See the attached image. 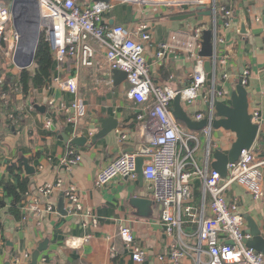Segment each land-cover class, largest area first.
<instances>
[{
	"label": "crops",
	"instance_id": "obj_1",
	"mask_svg": "<svg viewBox=\"0 0 264 264\" xmlns=\"http://www.w3.org/2000/svg\"><path fill=\"white\" fill-rule=\"evenodd\" d=\"M174 1L179 2L176 4ZM191 1L160 0L154 6L119 5L109 15L110 23L123 24L131 30L139 21L150 23L152 41L147 47L146 57L152 64L151 76L159 83L171 79L178 89L190 83L194 61L185 52L177 50L169 53L167 59L159 64L156 62V51L159 42L174 35L186 36L198 24L208 28L213 22V15L198 14L186 20H176L174 17L189 13L191 7L195 6L188 4ZM210 1L206 0L208 9ZM217 2L234 11L231 28L218 25V35L224 39L218 58L226 56L230 78L225 81L219 79L217 86L225 93L230 92L234 83L242 76L246 78L250 111L258 113L262 131L252 148L258 160L264 161V25L260 20L264 12V0ZM244 29H249V32L244 33ZM54 65L47 88L35 87L28 98L16 93L6 103L0 102V199L10 200L6 184L13 179L9 170L13 164L27 158L36 170L30 175L32 186L22 203V207L29 208L27 217L17 221L6 212L3 215L0 264L7 261L28 264L33 251L45 239L49 240L48 249L42 252L39 264H173L170 259L160 260L159 256L166 255L177 235L166 233L161 207L154 201L147 182L116 178L104 187H95L94 183L99 171L111 160L123 152H139L135 148L145 144L136 128L135 117L139 105L128 96V81L114 85L113 79L108 76L110 71L102 49L98 50L93 67L78 66L72 59ZM4 68V77L7 72L19 73L11 65H5ZM76 74L79 85L77 95L63 85L68 77ZM208 89L207 84L205 90ZM76 99L87 106V114L77 125L68 124L66 107ZM36 105L43 106L45 110H38ZM182 105L188 113L206 111V103L202 99L190 107L183 102ZM13 111L18 113V118H11ZM109 116L118 119V127L93 142L92 135L98 131L94 128L95 119ZM49 120L52 121L50 128L47 126ZM119 130L129 135L124 143L119 139ZM62 131L71 138L86 136L87 144L70 148L72 144L59 137ZM211 134L213 149L209 158L210 169L213 151L221 148L228 152L236 138L235 133L224 128H213ZM202 139L197 154L205 166L207 141ZM69 149L82 155L81 161L71 166L64 163ZM262 170L264 173V165ZM45 186L53 187L49 198L40 191ZM71 187L80 194V209H68L71 205L68 196ZM228 195L238 200L245 217L246 233L250 229V217L264 237V197L253 198L237 183L229 189ZM134 196L153 200L151 216L138 214L130 203ZM201 197L202 183L194 178L193 203L199 205ZM62 198L66 214L59 212L58 205ZM47 202H51L55 212L46 210ZM36 206L40 209L35 210ZM123 225L132 228L137 241L144 248L146 255L142 262L133 259L131 251L120 237V227ZM197 230L198 223L186 221L183 224V241L186 245L194 247L198 244ZM201 260V264H204L207 255L203 254ZM179 264H199L196 253L191 252Z\"/></svg>",
	"mask_w": 264,
	"mask_h": 264
},
{
	"label": "built area",
	"instance_id": "obj_2",
	"mask_svg": "<svg viewBox=\"0 0 264 264\" xmlns=\"http://www.w3.org/2000/svg\"><path fill=\"white\" fill-rule=\"evenodd\" d=\"M40 15V33L50 43L54 62L72 59L78 66L93 67L97 52L102 49L106 55L109 71L118 69L128 73V96L139 105L136 111V128L139 137L148 146L150 159L144 164V180L147 182L154 201L161 207V219L168 235H177L166 255L160 260L179 264L191 252L196 253L198 263L201 256L207 255L204 264H264V253L248 247L249 235L245 231V217L238 200L230 198L229 189L237 183L242 185L255 199L264 197V161L258 160L253 148L242 150L238 160L228 165V173L223 178L218 170L210 169L212 153L211 133L214 118L215 100L225 98V91L217 86V81L230 78L226 56L218 58L219 48L224 39L218 35V25L224 28L233 26L234 11L217 0L210 1L213 15L212 27L215 43L213 83H207L205 58L200 56L203 33L207 27L198 24L186 36L174 35L159 42L156 62L162 64L169 53L177 50L185 52L194 61L190 83L178 89L171 79L156 82L151 76L152 64L146 57L147 47L152 41L150 23L139 21L134 29L123 24L110 23L109 15L119 5L136 4L154 6L160 0H37ZM179 1H174L178 3ZM9 0H0V68L1 55L9 57L11 64L17 49L19 33L14 26V16ZM206 5V0H192L188 4ZM12 4V3H11ZM194 7V6H193ZM220 21V23H219ZM208 27V28H209ZM97 46H100L98 48ZM14 64V63H13ZM5 66V65H4ZM55 66V65H54ZM221 70V71H220ZM220 71V72H219ZM0 84L3 72H0ZM248 74V71L245 72ZM247 80L243 77V84ZM208 84L209 89L204 87ZM63 85L73 94L78 93V76L68 77ZM181 96L183 104L190 107L197 100L206 103L205 112H195L193 119H209L200 132L182 127L172 111L173 101ZM3 97L8 98L4 93ZM66 122L77 125L87 114V106L74 100L66 107ZM258 119V113L254 114ZM52 121L47 126L50 128ZM121 142L129 135L117 132ZM202 138L207 141L206 164L198 157ZM139 152H123L104 166L96 176L95 187H104L116 178L137 181V158ZM82 155L74 149L68 150L64 163L68 166L81 161ZM202 183V197L199 205L193 201V179ZM52 186L40 191L49 198ZM72 208L80 209V194L71 187L68 192ZM49 200V199H48ZM48 212H55L51 202L46 203ZM27 217L28 207H22ZM35 207V210H39ZM188 221L198 223V244L188 246L183 241V224ZM120 237L131 251L135 261L142 262L146 252L137 241L131 227H120ZM232 241L233 243H230ZM29 258V256L27 255Z\"/></svg>",
	"mask_w": 264,
	"mask_h": 264
},
{
	"label": "water",
	"instance_id": "obj_3",
	"mask_svg": "<svg viewBox=\"0 0 264 264\" xmlns=\"http://www.w3.org/2000/svg\"><path fill=\"white\" fill-rule=\"evenodd\" d=\"M14 26L19 33V41L17 49L13 57V63L19 69H29L34 65L35 54L40 40V15L37 0H13L11 4ZM198 15H212V11L206 5H196L191 7L189 13H185L174 17L176 20H186ZM264 25L263 17L260 19ZM244 33H248L249 29H244ZM215 43L212 27L204 30L202 48L200 56L205 58V70L207 72V83H213L214 78V61H215ZM1 76V73H0ZM110 76L114 85H120L127 80L128 73L123 70H112ZM40 111H44L43 106L36 105ZM214 118L212 127L215 129L224 128L225 130L235 133V141L232 143L228 152H224L221 148L213 151V161L211 162L212 169L218 170L223 178L227 176L228 165L238 160L242 150L252 148L257 140L260 132L261 122L254 119V114L250 111V102L248 90L243 84V76L233 84L230 92H226L225 98L216 99L213 105ZM172 111L175 119L181 121L185 126L192 131H199L206 127L209 123L208 118L195 120L192 113H188L182 105L181 96L177 95L173 101ZM94 128L98 131L92 135L93 142L108 135L118 127V119L109 116L100 119H95ZM264 129V127H263ZM263 134V133H261ZM66 143L72 145L84 146L87 144L86 136H78L71 138L68 134L62 131L59 135ZM139 156L137 158V173L139 181H144V164L150 159L148 146L140 144L137 148ZM25 172L28 175L36 172L35 168L30 164L27 158H23ZM130 203L135 207L140 216L149 217L153 214V200L144 197L134 196L130 199ZM71 204V203H70ZM59 212L66 214L64 198L59 201ZM69 210L72 209L70 205ZM250 229L247 233L250 237L246 240L248 247L254 248L256 251L264 253V237L259 227L248 217ZM233 243L232 241H229ZM49 240L45 239L40 242L37 249L31 255L28 264H39L42 252L48 249ZM5 264H12L7 261Z\"/></svg>",
	"mask_w": 264,
	"mask_h": 264
},
{
	"label": "trees",
	"instance_id": "obj_4",
	"mask_svg": "<svg viewBox=\"0 0 264 264\" xmlns=\"http://www.w3.org/2000/svg\"><path fill=\"white\" fill-rule=\"evenodd\" d=\"M54 63L50 43L41 34L35 54L34 69H20L17 74L7 72L3 83L0 84V102L6 103L9 101V97L16 93H21L24 98H28L35 87L47 88L53 76ZM0 71L2 72V70ZM4 93L7 95V99L3 97ZM11 118H18V113L13 111ZM72 147L73 145L70 146V148ZM9 170L13 179L6 184L10 200L0 199V237L4 231L3 215L5 212L17 221L22 220L24 216L22 203L29 195L32 186L31 176L25 174L22 160L13 164Z\"/></svg>",
	"mask_w": 264,
	"mask_h": 264
},
{
	"label": "rangeland",
	"instance_id": "obj_5",
	"mask_svg": "<svg viewBox=\"0 0 264 264\" xmlns=\"http://www.w3.org/2000/svg\"><path fill=\"white\" fill-rule=\"evenodd\" d=\"M12 1L13 0H9V5H11V3H12ZM1 60H2V68H0V70H2V72L3 71H6L5 70V68H4V65H11V67H13L14 68V71H16V72H19L20 71V69L18 68V67H16L13 63L11 64V62L9 61L10 59H9V57H7L5 54H2L1 55ZM30 69H34V65L30 68ZM1 72V71H0ZM205 88V87H204ZM10 98V97H9ZM179 122V124L182 126V127H186L185 126V124L183 123V122H181V121H178ZM201 130H199V132H200Z\"/></svg>",
	"mask_w": 264,
	"mask_h": 264
}]
</instances>
